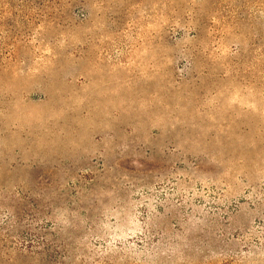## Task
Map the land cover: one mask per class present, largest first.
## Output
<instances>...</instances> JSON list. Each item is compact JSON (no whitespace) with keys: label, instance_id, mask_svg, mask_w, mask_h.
I'll return each mask as SVG.
<instances>
[{"label":"rangeland","instance_id":"obj_1","mask_svg":"<svg viewBox=\"0 0 264 264\" xmlns=\"http://www.w3.org/2000/svg\"><path fill=\"white\" fill-rule=\"evenodd\" d=\"M0 264H264V0H0Z\"/></svg>","mask_w":264,"mask_h":264}]
</instances>
